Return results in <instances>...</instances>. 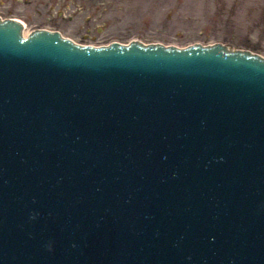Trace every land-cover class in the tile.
Here are the masks:
<instances>
[{"label":"water","instance_id":"1","mask_svg":"<svg viewBox=\"0 0 264 264\" xmlns=\"http://www.w3.org/2000/svg\"><path fill=\"white\" fill-rule=\"evenodd\" d=\"M23 28L0 18V264H264V56Z\"/></svg>","mask_w":264,"mask_h":264},{"label":"rangeland","instance_id":"2","mask_svg":"<svg viewBox=\"0 0 264 264\" xmlns=\"http://www.w3.org/2000/svg\"><path fill=\"white\" fill-rule=\"evenodd\" d=\"M0 17L81 44L218 42L264 56V0H0Z\"/></svg>","mask_w":264,"mask_h":264},{"label":"bare ground","instance_id":"3","mask_svg":"<svg viewBox=\"0 0 264 264\" xmlns=\"http://www.w3.org/2000/svg\"><path fill=\"white\" fill-rule=\"evenodd\" d=\"M17 19V18H16ZM19 22H21V24H22V21L21 20H19V19H17ZM23 25V24H22ZM26 34V32L24 33L23 31H22V35H25Z\"/></svg>","mask_w":264,"mask_h":264}]
</instances>
